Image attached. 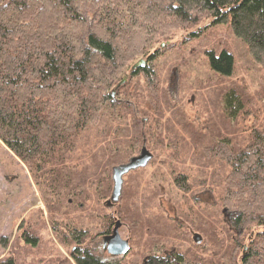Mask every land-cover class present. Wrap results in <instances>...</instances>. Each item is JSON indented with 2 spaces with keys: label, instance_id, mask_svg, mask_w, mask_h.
<instances>
[{
  "label": "rangeland",
  "instance_id": "1",
  "mask_svg": "<svg viewBox=\"0 0 264 264\" xmlns=\"http://www.w3.org/2000/svg\"><path fill=\"white\" fill-rule=\"evenodd\" d=\"M131 1L146 6L149 0ZM151 1L149 8H163L164 0ZM169 2L165 0V8ZM196 10L191 22H180L165 12V22L151 24L150 20L159 22L163 14H150L149 18L138 15L134 35L143 39V24L154 33L141 42L134 36V44L123 49L128 51L130 46L138 51L129 69L124 70L130 76L135 64L165 45L154 62V72L165 89V104H154L147 79L141 75L126 82L116 96L119 103H132L128 119L139 122L134 132L141 130L144 138L143 144L115 167L129 163L144 147L153 154L146 167L124 175L117 202L112 199L113 171L98 172L93 162L84 163L82 158L76 170L83 179L79 195L64 196L62 203L48 197V207L47 197L29 168L0 139V260L11 256L18 264H76L72 254L77 243L69 241L74 234H84L83 246L89 245L101 259H108L103 237L111 235L117 220L130 230L127 248L122 243L116 248L120 252L114 259L117 264H164L165 251L179 247L192 264H203L218 259L219 244L225 248L230 245L237 214L223 206L229 164L213 155L212 145L231 142L229 149L244 148L253 134L264 132V65L252 58L228 23L212 25L216 18ZM195 32L201 37L191 39ZM145 41L149 43L144 53L141 43ZM222 50L236 55L229 78L214 73L208 63L210 51L219 54ZM230 90L242 101V111L235 118L226 111L225 98ZM157 97L161 98L159 93ZM127 136L121 133L119 140ZM135 137L130 134V139ZM79 158L77 154L75 159ZM199 215L200 229L194 223ZM194 232L203 237L202 245L193 242ZM25 236L38 238L39 245L33 248ZM3 238L8 241L6 248Z\"/></svg>",
  "mask_w": 264,
  "mask_h": 264
},
{
  "label": "trees",
  "instance_id": "2",
  "mask_svg": "<svg viewBox=\"0 0 264 264\" xmlns=\"http://www.w3.org/2000/svg\"><path fill=\"white\" fill-rule=\"evenodd\" d=\"M168 1L160 9L149 8L151 0L146 6L131 0H0V139L29 168L48 207V197L62 203L64 196L79 195L83 179L76 170L82 158L84 163L93 162L96 171L112 173L125 155L143 144L141 130L134 132L139 122L128 119L132 103H119L116 98L126 82L143 76L154 104H165V89L154 72V62L165 45L148 56L145 66L132 67L130 76L124 73L138 51L130 46L128 51L123 49L134 44V36L141 42L154 33L143 24V39L134 35L138 15L163 14L159 22L149 21L161 24L165 12L180 22H191L197 8L207 11L216 18L212 25L228 23L252 58L264 65V0ZM190 37L198 39L201 34ZM148 43H141L144 53ZM208 61L220 77L233 75L234 52L210 51ZM124 77L127 81L119 87ZM238 99L233 90L226 95L231 118L242 111ZM121 133L128 136L119 140ZM131 133L136 137L130 139ZM230 145H212V152L229 164L223 206L237 214L236 229L231 227L234 239L226 248L218 245L216 261L203 264H264V132L253 134L244 148L229 149ZM77 154L81 158L75 159ZM194 223L200 229L201 215ZM83 237L74 234L69 240L77 243L72 254L76 264H117L114 259H101L89 245L83 246ZM25 241L33 248L39 245L35 237L25 236ZM2 245L8 246L6 238ZM175 254L182 264H192L182 247ZM0 264L18 263L8 256Z\"/></svg>",
  "mask_w": 264,
  "mask_h": 264
},
{
  "label": "water",
  "instance_id": "3",
  "mask_svg": "<svg viewBox=\"0 0 264 264\" xmlns=\"http://www.w3.org/2000/svg\"><path fill=\"white\" fill-rule=\"evenodd\" d=\"M145 60H140L137 64L133 66V70L137 69L140 66L146 65ZM127 81L125 78L120 84L119 87L122 86ZM115 92H113V97H115ZM153 154L146 148H142L141 154L135 156L130 159L129 163L122 164L117 166L113 169V180H114V189H113V196L112 199L114 202H117L120 199L122 194V187L124 182V175L129 173L131 170L138 169L141 167H146L150 160H152ZM111 203V201H110ZM227 211L226 209L224 212ZM130 234V230L123 222L117 220L115 223V227L111 235H108L104 238L105 246L107 247L108 251L112 255H119L120 252L116 251V248L120 243L123 246L128 244V235ZM193 239L197 244H200L203 241V237L199 233H194ZM127 252V249L124 251V254Z\"/></svg>",
  "mask_w": 264,
  "mask_h": 264
},
{
  "label": "flooded vegetation",
  "instance_id": "4",
  "mask_svg": "<svg viewBox=\"0 0 264 264\" xmlns=\"http://www.w3.org/2000/svg\"><path fill=\"white\" fill-rule=\"evenodd\" d=\"M106 236H104L103 237V240H104V238H105ZM104 250L106 249L107 250V252L109 253V255L111 254L109 251H108V249H107V247L105 246V243H104ZM175 251H176V249H173L172 251H165V260H164V264H182L179 260H178V258H179V256L177 255V254H175ZM108 255V259H105V260H110V259H115V255H113V256H109Z\"/></svg>",
  "mask_w": 264,
  "mask_h": 264
},
{
  "label": "bare ground",
  "instance_id": "5",
  "mask_svg": "<svg viewBox=\"0 0 264 264\" xmlns=\"http://www.w3.org/2000/svg\"><path fill=\"white\" fill-rule=\"evenodd\" d=\"M110 200V199H109ZM109 200H108V202H109ZM107 203V202H106ZM115 203V202H114ZM112 208V207H111Z\"/></svg>",
  "mask_w": 264,
  "mask_h": 264
}]
</instances>
